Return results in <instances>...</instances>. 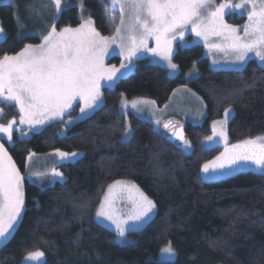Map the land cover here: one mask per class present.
Listing matches in <instances>:
<instances>
[{
    "label": "trees",
    "instance_id": "1",
    "mask_svg": "<svg viewBox=\"0 0 264 264\" xmlns=\"http://www.w3.org/2000/svg\"><path fill=\"white\" fill-rule=\"evenodd\" d=\"M97 28L111 34L102 0H85ZM6 37L0 58L37 43L36 35L19 36L12 4H0ZM81 23L76 5L64 8L58 28ZM180 72L172 77L165 67L145 58L113 87L103 90L104 103L90 116L73 124L78 106L46 124L40 131L10 147L15 162L25 168L27 156L52 150L84 151L75 161L61 164L63 181L41 187L26 181L22 220L0 246V264H23L29 252L44 253L43 264H264V176L241 170L206 178L202 168L217 159L223 146L204 148L212 120L232 106L228 123L230 143L264 135V66L255 59L243 69H212L201 44L179 47L174 55ZM197 64L198 77L187 78ZM189 86L205 100L202 123L187 121L193 149L188 152L167 141L153 122L121 112V99L145 97L166 104L174 92ZM2 121L19 116L14 105L3 104ZM131 125L127 142L121 137ZM187 140V141H188ZM118 179L136 183L156 205L154 216L121 242L116 232L97 219L104 194ZM171 242L177 257L161 260Z\"/></svg>",
    "mask_w": 264,
    "mask_h": 264
},
{
    "label": "snow or ice",
    "instance_id": "2",
    "mask_svg": "<svg viewBox=\"0 0 264 264\" xmlns=\"http://www.w3.org/2000/svg\"><path fill=\"white\" fill-rule=\"evenodd\" d=\"M56 11L62 10V4L70 0H51ZM112 5L105 9L112 23L116 17L112 12L119 11L120 23L115 27L112 37H102L93 27V21L87 20L79 28L65 27L57 31L53 24L47 35L38 45L26 44L15 55H4L0 58V103H9L18 107L20 125L34 128L62 117L73 106V101L82 103L80 112L98 110L102 106L101 81L109 87L114 86L127 72L131 71L132 58L140 52H149L167 62V68L175 73L177 65L172 62V41L177 36L183 38L185 31L190 30L197 37H202L209 48H216L226 55H232L234 62L243 65L249 53H255L264 62V0H241L232 4L224 0L219 5L215 0H105ZM250 6L247 12L248 23L243 26L244 35L238 34L239 26H232L224 21L225 10H242ZM46 5L30 4L27 11L41 16ZM17 20L19 17L17 16ZM209 36L220 37L223 44H209ZM6 33L0 26V38ZM155 39L156 47H148V38ZM119 41L120 54L125 60L120 67H106L104 56L112 44ZM215 63V61H214ZM264 66V64H262ZM123 70V71H122ZM138 102H133L136 108ZM145 103H154L145 101ZM123 107H127L125 102ZM0 109V113H3ZM232 117V110L225 109V119L214 122L224 125ZM15 119L7 124H0V133L12 141ZM71 121H65V124ZM157 124L160 121H156ZM172 122L164 123V128H172ZM130 126L125 128L121 137L127 142L132 136ZM173 136L183 141L182 148L190 147L182 131H173ZM227 140V134L220 132ZM206 139L211 140L212 137ZM77 152H59L62 159H75ZM32 159V154L28 157ZM219 163L205 164L202 168L209 176L235 174L238 170L248 169L264 176V137L245 139L226 147L217 157ZM54 177L63 178V173L55 168L51 170ZM40 177L44 173H34ZM15 162L8 154L4 143L0 142V241L7 240L21 212L25 207L23 182L25 180ZM121 193H127L135 209L127 218L121 219L114 209L115 200ZM156 208L135 184L114 181L108 186L104 200L96 215L104 217L115 224L117 236L124 237L129 224L142 222ZM164 252L174 255L175 250L169 242ZM44 257L41 251L29 252L27 261H40Z\"/></svg>",
    "mask_w": 264,
    "mask_h": 264
},
{
    "label": "rangeland",
    "instance_id": "3",
    "mask_svg": "<svg viewBox=\"0 0 264 264\" xmlns=\"http://www.w3.org/2000/svg\"><path fill=\"white\" fill-rule=\"evenodd\" d=\"M102 1L105 3L106 8L111 10L112 5L110 3H106L105 0H102ZM223 2H224V0H215L216 5H219L220 3H223ZM240 2H241V0H231L232 4H236V3H240ZM6 3L12 4L14 6L16 20H17V16L19 17V20H17V25L19 28V36L25 37V36H29V35H36V36H39V38H40V40L37 43L29 42L26 44L38 45V44L42 43L43 36L47 35V32L51 29V26L53 24L56 26V22H57V19L60 15L61 11L64 8H67V7H70L73 5H76L79 8V16L81 19V23L79 25H76V26H64L61 28H58L56 26L57 31L65 28V27H69V28H73V29L79 28V26L82 23H84L85 21L90 19L93 21V27L96 29L97 32L100 33V35L102 37H109L110 38L115 34L116 25H118L120 23V21H119L120 13L118 10H116L115 12L111 13L112 15H115V17H116L115 23H112L109 19V15H107V20L114 27V30L111 32V34L102 33L97 28V26L95 25V22H94L93 17L91 16L90 10L85 4V0H70V2L68 4H62V10L60 12L56 11L55 5L51 2V0H0V4H6ZM30 4H36V5L43 4V5H46V8L43 9V14L41 16H35V15L31 14L29 11H27V9H26V6L30 5ZM250 10H251L250 6L245 8V9H242V10H236V9H233L231 11L225 10L224 21L229 25L239 26L240 31L238 32V34L243 36L244 33H243L242 29H243V26L248 23L247 12ZM0 26L3 27L1 20H0ZM2 39H4V38H0V40H2ZM208 43L209 44H223L224 41L220 37L209 36ZM193 44L203 45V47L205 49V55H206V57L209 58L210 67L212 69H216V70H219V69L239 70V69L245 68L247 66L248 62L252 59H255L260 65L264 64V62H261L259 57H257L255 55V53H249L248 57H247V59L243 65L235 63L234 57L232 55H230V54L226 55L223 51H220L216 48H209L205 44L204 39L202 37H197L195 35V33L190 30V27H189V29L187 31H185L183 38H180L179 36H177L176 39H174L172 41V45H171L172 52H173L172 62L177 65V71L175 73H172L167 68V62L166 61L162 60L158 56H154L152 53L142 51L140 53H137V56L132 58L131 71L127 72L124 76L129 75L130 73H132L135 70L137 63H138V60L145 58L147 61H149L151 63H156V64H159V65L165 67L168 71V74L172 77H175L180 72L179 64H177L174 61V55H175L176 51L179 49V47H188V46H191ZM148 47H150V48L156 47L155 39L153 37L148 38ZM15 54H11V55H15ZM11 55H9V56H11ZM125 55H126V53L124 55L120 54L119 41H117V43L112 44V46L108 49V54L104 56L103 63L106 67L115 66V67L119 68L122 61L127 63V61L124 58ZM214 61H215V63H214ZM200 73H201L200 68L198 67L197 64H195L187 72V78L188 79H194V78L198 77ZM106 87H109V86L106 84L105 81L102 80L101 81V88H100V91L102 93V104L104 103L103 90ZM134 101L138 102L136 108H133L131 106ZM145 101L154 102V103H145ZM125 102L127 103V107H123ZM6 103L7 102L0 103V109H3V104H6ZM76 106H78L77 115L70 116L67 118V121H69V120L71 121V123H68L70 125L79 121V120H82V119L90 116L91 114H93L96 111V110L88 111L86 114H82L80 112V108L82 107V103H79L77 101H73V106L66 111V114L70 113L71 111H74ZM16 108L18 109V107H16ZM227 109L232 110V116H233L234 115V108L232 106H230ZM120 110H121V112L125 113L126 115H128L129 113H134L142 119L149 120V121L154 123V125L157 129L160 130L163 121L169 116H176L185 122L191 121L194 123H202L205 120V116L207 114V104H206L205 100L201 97V95L199 93H197L195 90H193L189 86H182V87H179L174 92V94L172 95L170 100L166 104H164L163 106L158 105L155 100L150 99V98H145V97L128 98L127 96L123 95L122 99H121ZM18 111H19V109H18ZM3 113H4V111H3ZM3 113H0V124H7V122L2 121ZM65 115H63L62 117H57L56 119L64 118ZM19 118H20V113H19V116L17 118H13L17 121V123L13 125V133H12V141L11 142L8 141L5 134L0 133V142L4 143V146L7 149L8 154L11 156V158L14 162H15V160L11 155L10 147L13 146L16 143V141H18V140L28 139L32 135V133L40 131L46 124L49 123V121H46L44 124L36 125L34 128H30L26 124L20 125L19 124ZM13 119H11V120H13ZM224 119H225V112L221 117H218V118L211 121V123H210L211 132L209 133L208 136H206L202 140V145L204 148L223 146V148H224L223 152H224L226 147H231V145H233L230 143V137H229V133H228V123H229V120L231 118L228 119V121L223 126L220 125L219 123H217L214 126V122L223 121ZM156 121H160V123L157 124ZM128 126L131 127L130 124H128ZM221 131L226 132V134H227V140L226 141L223 137L220 136ZM207 137H212V139L208 140V139H206ZM258 137H264V135H261ZM255 138H257V137H255ZM250 139H254V138H250ZM188 142L190 144V147H188L185 150L190 152L193 149V144L189 140H188ZM235 144H237V143H235ZM59 152H65V153L77 152L80 155L75 159H62L59 156ZM72 152L63 151V150H59V149L52 150L51 152L46 153V154H38V153L32 152V153H30V154H32V159L29 161V159H28V157L30 155L29 154L27 156L24 169H21L18 166V164L15 162L16 167L26 177L24 182H23L25 207H26V192H25L26 181L36 183L37 185H39L41 187L53 185L56 181H63L66 177H65L64 172L61 169V164L66 163V162L75 161L76 159L83 156V154H84V151H81V150L72 151ZM213 162L219 163L220 161H217V159H216V160H214L208 164H212ZM54 168L58 172L63 173L62 179L60 177H54L51 174V170ZM243 170H246V169H243ZM238 171H241V170H238ZM34 173H44L45 175L37 177V176L33 175ZM203 174L206 178H214V177H218V176L228 175V173H225L223 175L209 176L208 173H204V172H203ZM118 180L135 184L136 187L139 189V191L143 193L141 188L136 183H134L133 181L126 180V179H118ZM107 190H108V188H107ZM107 190H106L105 194L107 193ZM105 194H104V197H105ZM104 197H103V200H104ZM147 198L149 200H151L149 197H147ZM25 207L21 212V216L18 218L16 224L14 225L13 230H11V233L8 236L7 240L0 241V246L3 245L4 243H6L10 239V237L13 235V233L15 232L17 227L19 226V224L22 220L24 211H25ZM113 207L116 210V214L121 219L127 218V216L130 213H132L135 209V205L133 204L132 200L128 199L127 193H121L119 195V197L115 200ZM155 210H156V208L142 222L130 221L129 224L131 225V227H128L124 237H118L117 236L115 224H113L111 221L105 219L104 217H98V216H97V219L102 224H104L107 227L114 230L116 232V238L119 241L124 242V241L128 240V232L130 230H133V229L142 228L146 224V222L154 216ZM168 246H169V244H167L163 249H165ZM163 249L159 254V258L161 260H173L177 257L176 251H175L174 255H170V254L164 252ZM44 261H45V256L38 262L37 261H27L24 259L23 264H43Z\"/></svg>",
    "mask_w": 264,
    "mask_h": 264
},
{
    "label": "water",
    "instance_id": "4",
    "mask_svg": "<svg viewBox=\"0 0 264 264\" xmlns=\"http://www.w3.org/2000/svg\"><path fill=\"white\" fill-rule=\"evenodd\" d=\"M169 121L172 122L173 127L169 128V129H165L164 128V123L169 122ZM174 130L175 131H182V135L184 136V138L186 140H188V135H187V132H186V123H185V121L179 119L176 116H169L163 121V123L161 125V128H160V132H161L162 136L167 141L171 142L173 145L182 146L183 141H180V140L176 139L173 136V131Z\"/></svg>",
    "mask_w": 264,
    "mask_h": 264
}]
</instances>
